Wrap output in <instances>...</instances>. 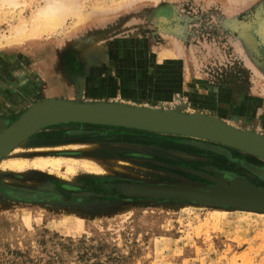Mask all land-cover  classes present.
Wrapping results in <instances>:
<instances>
[{
    "label": "rangeland",
    "instance_id": "rangeland-1",
    "mask_svg": "<svg viewBox=\"0 0 264 264\" xmlns=\"http://www.w3.org/2000/svg\"><path fill=\"white\" fill-rule=\"evenodd\" d=\"M2 1L4 125L43 100L79 102L80 76L135 66L146 92L137 107L203 113L264 137V0H62L76 14L20 45L6 44L13 28L55 0ZM38 157L59 168L30 167ZM22 159V171L4 166ZM232 178L264 190V160L178 134L49 125L0 159V264H264V212L151 193Z\"/></svg>",
    "mask_w": 264,
    "mask_h": 264
},
{
    "label": "water",
    "instance_id": "water-1",
    "mask_svg": "<svg viewBox=\"0 0 264 264\" xmlns=\"http://www.w3.org/2000/svg\"><path fill=\"white\" fill-rule=\"evenodd\" d=\"M66 122L122 126L190 136L229 146L264 160L263 136L245 130H240V133L236 132L223 125L219 119L210 116L160 111L120 102L72 103L55 99H47L31 105L13 124L8 127L4 125L0 133V136L4 135L0 137V159L40 129ZM218 185L220 187L217 190L210 192L188 189L187 194L182 190H177V193L164 194L165 190L162 189L151 193L162 196H181L207 205L264 212V202L236 194L238 185H244L250 190H259L258 192L264 195L263 189L254 188L238 178H232L228 186Z\"/></svg>",
    "mask_w": 264,
    "mask_h": 264
},
{
    "label": "bare ground",
    "instance_id": "bare-ground-1",
    "mask_svg": "<svg viewBox=\"0 0 264 264\" xmlns=\"http://www.w3.org/2000/svg\"><path fill=\"white\" fill-rule=\"evenodd\" d=\"M74 1V0H73ZM7 4L8 6L15 4V0H3L1 2ZM6 5V6H7ZM18 5V4H17ZM74 5H69L68 1L63 2L62 0H55V1H50L48 3H46L44 6H41L40 8H38L37 10L33 11L29 22L26 24H17L16 27L13 28V38L9 39L6 41L7 45H20L23 42H29L30 44L32 42H35V40H37L41 35L43 34H49L52 33L54 30H56L58 27H60V25L63 23V21L68 17V15L72 14L73 12L75 13L74 7H71ZM13 7V6H12ZM74 8V9H73ZM77 12V11H76ZM78 13V12H77ZM76 14V13H75ZM79 14H77L78 16ZM85 16V15H84ZM86 17V16H85ZM27 19V20H28ZM83 20V19H82ZM80 19V21H82ZM27 22V21H26ZM78 24V23H77ZM170 24V23H169ZM264 24V23H262ZM262 26V25H259ZM261 28V27H260ZM259 29V27H258ZM261 30V29H260ZM171 31V30H169ZM257 31V30H256ZM164 32H166L164 30ZM168 32V31H167ZM173 32V31H172ZM262 34L264 35V26H263V30H262ZM261 35V33H260ZM258 36V35H257ZM11 37V36H10ZM44 37V36H43ZM46 37V36H45ZM263 38V36L261 37V39ZM28 43V44H29ZM173 53V52H172ZM172 53L170 52H165L162 56H160V59H167L169 56H173ZM176 55V54H175ZM169 57V58H170ZM158 58V59H159ZM70 102V101H69ZM75 101H72V103H74ZM117 102V101H114ZM93 104V103H92ZM179 112V111H178ZM181 113V112H180ZM192 114H200L202 116H208L206 114L203 113H191ZM221 121V120H220ZM14 122L10 123L13 124ZM223 125H225L227 128H230L236 132L240 133V129L232 124L223 122ZM6 125V123H5ZM9 125V126H10ZM8 127V126H5ZM4 128V123L0 120V133L2 132ZM4 134V133H3ZM258 134V133H257ZM4 136V135H1ZM0 136V137H1ZM40 146V145H39ZM40 148V147H39ZM60 160V159H59ZM58 159H46L43 157H38L34 160H32L29 163V166L32 168H38V169H45V168H49V169H58L59 165H60V161ZM64 161V160H63ZM62 161V163H63ZM7 163H5V167L11 170H21L23 169L25 166H27L26 162L23 161H19V160H10V161H6ZM61 163V164H62ZM65 163V162H64ZM75 162H70L67 161L66 165V171L69 172H73L75 170ZM28 166V167H29ZM77 166V165H76ZM81 166L86 169V170H91L94 171L95 173L100 174L101 172L103 173V171L101 169H99V167H96L95 165H93L91 162H84L81 164ZM3 167V166H2ZM80 167V166H79ZM81 168V167H80ZM22 171V170H21ZM48 171V170H47ZM55 171V170H54ZM57 171V170H56ZM50 172V171H49ZM53 172V171H52ZM90 172V171H89ZM53 176V175H52ZM132 176V175H131ZM130 176V177H131ZM221 180V179H220ZM218 182V181H217ZM222 181H219L220 184ZM218 187H220V185H216L213 187H206V190H201V191H207L210 192L212 190H217ZM185 189L182 190L183 193H188V187H184ZM164 194H168V193H177V190L174 191H169L168 189H164ZM192 190V189H191ZM237 191V195L240 196H247L250 199H254L257 201H262L264 202V195L260 194L257 190H250L248 189L246 186L244 185H238L236 188ZM264 192V191H262ZM187 196V195H186ZM251 210H248V212ZM263 216V215H261Z\"/></svg>",
    "mask_w": 264,
    "mask_h": 264
},
{
    "label": "crops",
    "instance_id": "crops-1",
    "mask_svg": "<svg viewBox=\"0 0 264 264\" xmlns=\"http://www.w3.org/2000/svg\"><path fill=\"white\" fill-rule=\"evenodd\" d=\"M133 67V70H127V72L119 74L115 73L116 77H114V73L110 76L109 74L98 76L94 73L80 76L75 98L79 102L117 101L140 106L142 104L141 96L146 92L141 89V73L137 71V75ZM69 99L71 100L70 97L64 98V100Z\"/></svg>",
    "mask_w": 264,
    "mask_h": 264
},
{
    "label": "flooded vegetation",
    "instance_id": "flooded-vegetation-1",
    "mask_svg": "<svg viewBox=\"0 0 264 264\" xmlns=\"http://www.w3.org/2000/svg\"><path fill=\"white\" fill-rule=\"evenodd\" d=\"M6 194H8L9 196H12V197H14V198H19V195L18 194H16L15 192H12V191H7V193Z\"/></svg>",
    "mask_w": 264,
    "mask_h": 264
}]
</instances>
